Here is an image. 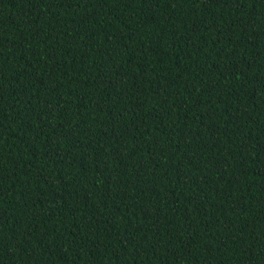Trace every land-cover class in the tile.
Here are the masks:
<instances>
[{
	"label": "trees",
	"instance_id": "trees-1",
	"mask_svg": "<svg viewBox=\"0 0 264 264\" xmlns=\"http://www.w3.org/2000/svg\"><path fill=\"white\" fill-rule=\"evenodd\" d=\"M0 264H264V0H0Z\"/></svg>",
	"mask_w": 264,
	"mask_h": 264
}]
</instances>
